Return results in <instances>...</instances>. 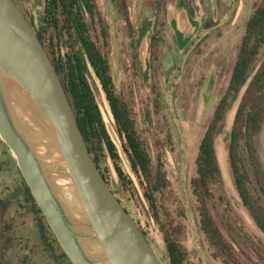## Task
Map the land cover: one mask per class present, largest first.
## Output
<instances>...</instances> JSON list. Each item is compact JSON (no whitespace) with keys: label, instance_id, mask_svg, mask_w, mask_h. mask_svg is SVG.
I'll return each instance as SVG.
<instances>
[{"label":"rangeland","instance_id":"374dc122","mask_svg":"<svg viewBox=\"0 0 264 264\" xmlns=\"http://www.w3.org/2000/svg\"><path fill=\"white\" fill-rule=\"evenodd\" d=\"M43 1L15 0L34 27L39 25ZM95 1L108 35V47L104 45L96 16L93 19L85 17L89 36L109 60L116 92L124 97L132 111L153 168L157 155H162L166 179L174 195V202L169 207L172 212L180 214L185 228L183 246L187 251L186 264H219L198 229L190 182L196 177L195 160L204 126L228 86L245 22L259 0H165L160 10L154 5L155 0H127L132 27L130 32L111 0ZM183 10L190 20L191 29L185 36H180L175 30L174 18L184 16L179 15L184 13ZM206 20L209 21V28L204 29ZM129 34L134 43V54L131 53ZM151 38H154L156 47L158 45L155 60L150 56ZM263 57L264 46L257 56V64ZM88 82L109 135L120 148L122 144L114 134L104 94L91 71ZM243 91L231 101L214 139L222 185L219 192L207 201V208L225 242L234 248L242 264H264V235L255 227L241 204L227 161L230 129ZM256 152L264 169V119L256 137ZM241 156L250 182L257 188L246 155L242 153ZM119 159L122 171L132 182L135 192L130 196L124 191L110 162L106 174L109 186L129 218L145 233L162 264H167L161 235L143 204L141 188L128 167L125 152ZM20 183L21 176L15 160L0 140V198L14 195L21 188ZM18 199H21L20 195ZM12 235L15 242L6 254L10 264H16L26 242L33 249L28 264H54V259L42 247L30 216L19 217L14 222ZM252 250L259 254L260 260L255 253L252 254Z\"/></svg>","mask_w":264,"mask_h":264},{"label":"trees","instance_id":"16d2710c","mask_svg":"<svg viewBox=\"0 0 264 264\" xmlns=\"http://www.w3.org/2000/svg\"><path fill=\"white\" fill-rule=\"evenodd\" d=\"M111 1L120 14L127 31L130 32L132 27L126 7L127 0ZM13 2L31 25L47 53L65 90L90 156L101 176L110 188L106 178L110 162L121 187L132 196L135 188L124 175L117 149L106 131L95 95L88 82L89 71L97 79L108 105L114 130L141 188L143 204L150 212L161 235L164 259L167 264H186L187 251L183 246L185 228L180 221V214L177 211L172 212L169 207L174 202V195L166 179L162 155H157L153 168L148 148L138 133L132 111L124 97L116 92L109 60L89 36L85 17L93 19L96 16L104 45L108 47V35L99 16L96 1L44 0L38 27H34L19 4L17 5L15 0ZM164 2L165 0H155L154 5L160 10L164 7ZM208 20L203 24L204 29L209 28ZM129 35L131 53L134 54V43L131 34ZM153 40L154 38L150 39V56L155 60L158 45L156 47ZM263 46L264 0H259L245 22L228 86L221 94L204 126L195 160L196 177L190 182L191 196L198 216V229L212 251V257L219 264H242L234 248L225 242L215 225L207 208V201L213 198L215 192H219L222 185L214 139L223 124L231 101L243 89L230 129L227 161L238 198L249 213L255 227L264 235V169L256 152V137L264 119V57L257 64V56ZM242 153L246 155L257 188L250 182L249 173L242 160ZM20 185L21 188L14 195L0 198V264H10L6 260V254L15 242L12 235L13 224L19 217L26 215L32 218L41 245L54 259V264H70L35 205L22 178ZM112 193L116 197L115 192L112 191ZM18 195L21 199H18ZM116 199L120 203L117 197ZM139 231L162 264L145 233L140 229ZM21 250L23 253L16 264H28L33 251L31 244L26 242ZM252 254L260 260L256 251Z\"/></svg>","mask_w":264,"mask_h":264},{"label":"water","instance_id":"95a60500","mask_svg":"<svg viewBox=\"0 0 264 264\" xmlns=\"http://www.w3.org/2000/svg\"><path fill=\"white\" fill-rule=\"evenodd\" d=\"M182 14L174 27L185 36L191 23ZM0 140L70 264H161L98 171L61 81L13 0H0ZM62 182L77 211L58 190Z\"/></svg>","mask_w":264,"mask_h":264},{"label":"bare ground","instance_id":"6f19581e","mask_svg":"<svg viewBox=\"0 0 264 264\" xmlns=\"http://www.w3.org/2000/svg\"><path fill=\"white\" fill-rule=\"evenodd\" d=\"M61 194H63V197L67 201V203L71 206L72 211H77V207L75 205V202L72 200L71 195V188L66 182H62V184H59L57 187Z\"/></svg>","mask_w":264,"mask_h":264},{"label":"flooded vegetation","instance_id":"af4514ba","mask_svg":"<svg viewBox=\"0 0 264 264\" xmlns=\"http://www.w3.org/2000/svg\"><path fill=\"white\" fill-rule=\"evenodd\" d=\"M181 27H184V26H181Z\"/></svg>","mask_w":264,"mask_h":264}]
</instances>
